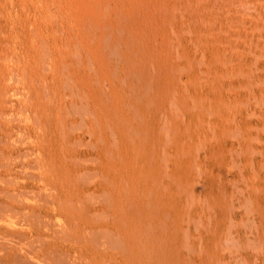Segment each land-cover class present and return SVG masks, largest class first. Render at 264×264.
I'll use <instances>...</instances> for the list:
<instances>
[{
    "label": "rangeland",
    "instance_id": "1",
    "mask_svg": "<svg viewBox=\"0 0 264 264\" xmlns=\"http://www.w3.org/2000/svg\"><path fill=\"white\" fill-rule=\"evenodd\" d=\"M0 210V264H264V0H0Z\"/></svg>",
    "mask_w": 264,
    "mask_h": 264
},
{
    "label": "bare ground",
    "instance_id": "2",
    "mask_svg": "<svg viewBox=\"0 0 264 264\" xmlns=\"http://www.w3.org/2000/svg\"><path fill=\"white\" fill-rule=\"evenodd\" d=\"M5 205H7V204H5ZM9 209V208H8ZM1 211V210H0ZM1 213V212H0ZM1 216V215H0ZM9 216V215H8ZM1 219V218H0ZM5 219V218H4ZM5 237V236H4ZM9 242V241H8Z\"/></svg>",
    "mask_w": 264,
    "mask_h": 264
}]
</instances>
